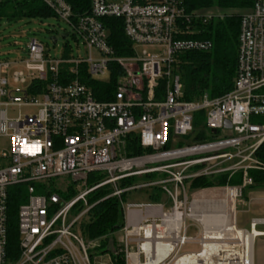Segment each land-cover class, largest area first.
<instances>
[{
	"label": "built area",
	"instance_id": "built-area-1",
	"mask_svg": "<svg viewBox=\"0 0 264 264\" xmlns=\"http://www.w3.org/2000/svg\"><path fill=\"white\" fill-rule=\"evenodd\" d=\"M40 1L69 24L86 56L68 49L53 56L44 42L29 37L24 56L0 61V138L8 140L0 153V264H254L260 235L255 230L264 218L240 228L235 203L253 185L249 171L264 169L255 157L264 142V0H254L241 17L233 89L194 100L184 98L179 57L211 50L212 41L191 36L200 32L199 23L222 15L220 10L189 12L181 0H90L89 12L75 16L66 0ZM108 17L122 20L129 54L119 55L111 44ZM112 76V93L94 86ZM130 135L151 151L129 156ZM179 140L186 144L175 146ZM238 172L242 184L217 197L212 219L191 216L195 197L189 199L188 181ZM92 174L104 177L91 183ZM132 177L143 179L116 184ZM64 178L70 179L65 190ZM55 180L61 183L54 189ZM112 184L106 196L90 201L96 190ZM70 186L76 190L71 198L58 192ZM155 187L169 207L122 199ZM12 193L24 198L16 254L8 248ZM110 197L120 198L123 228L87 237L90 210ZM177 212L182 216L173 221ZM185 216L200 224V237L188 235L195 224ZM158 242L173 247L159 254ZM187 245L199 250L184 251Z\"/></svg>",
	"mask_w": 264,
	"mask_h": 264
},
{
	"label": "trees",
	"instance_id": "trees-1",
	"mask_svg": "<svg viewBox=\"0 0 264 264\" xmlns=\"http://www.w3.org/2000/svg\"><path fill=\"white\" fill-rule=\"evenodd\" d=\"M72 7L75 16H82L90 10V0H66ZM189 12L219 9L223 11L220 16L213 17L207 23H199V33L191 37L210 40L213 47L209 51H188L179 57L177 72L181 75L184 85V98L194 100L204 94L210 97L222 96L234 87L238 66L239 32L242 15L251 9L254 0H181ZM54 17L53 12L40 0H1L0 19L21 20L25 18ZM104 23L110 32V42L119 55L129 54L131 42L124 34L121 19L108 17ZM115 77L108 83H99L94 86H107L111 93L115 89ZM112 95V94H111ZM100 100L103 98L99 96ZM202 118V114H200ZM199 121H196L198 124ZM151 149L143 148L135 135H130L127 140V154L137 156L150 152ZM255 157L264 165V142L255 153ZM157 176V175H155ZM249 176L255 186H264V169H251ZM103 175L92 174L90 182L103 178ZM137 178H126L120 186L131 185ZM230 184L239 185L242 182V173L238 172L230 178ZM227 183V175L216 177H199L191 181L193 190L211 188ZM18 187L14 188L16 191ZM22 190V189H19ZM111 191L110 186L100 188L90 197L91 202L103 198ZM128 194H123L122 199L127 200ZM164 193L160 187L152 189L149 199L161 202ZM19 194H11L9 200V236L8 248L16 254L18 248V207L23 202ZM124 226L123 209L120 198L110 197L97 203L89 213V220L84 226V233L89 238L100 237L119 231Z\"/></svg>",
	"mask_w": 264,
	"mask_h": 264
},
{
	"label": "rangeland",
	"instance_id": "rangeland-1",
	"mask_svg": "<svg viewBox=\"0 0 264 264\" xmlns=\"http://www.w3.org/2000/svg\"><path fill=\"white\" fill-rule=\"evenodd\" d=\"M216 10V8H214ZM222 12V11H220ZM66 35V36H64ZM29 37H36L42 42L45 43L48 50L53 56H60L64 50L68 49L74 56H86V52L84 51V44L82 40L76 38L73 33L72 29L69 24L63 20H59L56 17H49V18H25L21 20H14V19H7L2 18L0 19V61L1 60H15L25 55V52L22 51V48L26 46ZM52 37L57 38V43L54 44L52 41ZM16 69H21L27 72L25 67H18ZM25 112L29 111L28 109H23ZM16 112L9 113L10 116H16ZM212 138H208L211 140ZM186 142L184 140L177 141L175 146L185 145ZM8 147V140L6 138H0V153ZM192 170V169H191ZM236 174V173H235ZM224 175V174H223ZM227 175V183L223 185L215 186L214 188L218 194L223 195L226 189H230L232 187L240 186L239 185H232L230 184L231 176ZM233 176V175H232ZM216 177V176H215ZM211 178V177H210ZM66 180L63 183L62 189L65 190L69 183V178H64ZM142 180L143 178H138V180ZM57 186L59 187L61 180H55L52 183V187L55 189ZM190 181L186 184L187 194L189 199L194 194L196 196L197 190L188 189V185H190ZM120 185V181L116 183ZM254 184V182H253ZM171 187L173 184H169ZM252 186V185H251ZM250 186V187H251ZM114 188L113 184L110 185V188ZM255 187H262V186H255ZM248 188V187H247ZM245 188L244 191L247 189ZM151 189L143 188L132 191L128 194L129 200H138L140 202L149 201V195L151 194ZM63 197L71 198L76 194V190L73 189L72 186L69 187L67 192L58 191ZM241 198V197H240ZM239 198V199H240ZM171 204L166 202V207H169ZM76 213V212H73ZM253 212L249 211L246 204L244 202L239 201L237 204V219L239 227L245 226L249 228V220L253 216ZM260 215V214H259ZM191 216H185V220L187 224H195V226H191L188 229V235L195 236L196 234L200 237V224L196 223ZM199 233V234H198ZM196 251L199 250V246L197 245H187L184 248V251Z\"/></svg>",
	"mask_w": 264,
	"mask_h": 264
},
{
	"label": "crops",
	"instance_id": "crops-1",
	"mask_svg": "<svg viewBox=\"0 0 264 264\" xmlns=\"http://www.w3.org/2000/svg\"><path fill=\"white\" fill-rule=\"evenodd\" d=\"M201 192H203V193L205 192L206 196H210L212 194H218L215 189L205 188V189L197 190L196 196L200 195ZM193 196H194V194H193ZM167 201L169 202V199L164 195V198L161 202L166 205ZM239 201L244 202V204H246L248 210L252 211L254 213L253 216L249 220V228H250V222L253 218H264V186H262V187H252V186L248 187L244 191L242 198L238 199L237 202L235 203L236 213H237V204ZM197 207L198 208L203 207V204L199 203V204H197ZM215 214H216V212H215ZM237 223H238V219H237ZM240 228L249 229L248 227H245V226H242ZM256 231H259L260 235L257 237L256 242H255V246H254V264H264V224L258 225L256 227Z\"/></svg>",
	"mask_w": 264,
	"mask_h": 264
},
{
	"label": "bare ground",
	"instance_id": "bare-ground-1",
	"mask_svg": "<svg viewBox=\"0 0 264 264\" xmlns=\"http://www.w3.org/2000/svg\"><path fill=\"white\" fill-rule=\"evenodd\" d=\"M58 41V40H57ZM224 193V192H223ZM206 193L201 192L200 195L195 196V201L193 203V216L195 219L204 221V220H210L213 216H215V212L213 211L216 207V199L219 197V194H212L210 196H206ZM226 194V193H225ZM224 194V195H225ZM203 204V207H197V204ZM209 210V211H208ZM182 214L180 212H177L174 214L171 219L179 220L181 218ZM256 231V230H255ZM210 238H218L220 233H210ZM212 246L211 244H206V247ZM171 247H173V244H167L163 245L161 242L157 243V251L159 254H168L171 251Z\"/></svg>",
	"mask_w": 264,
	"mask_h": 264
},
{
	"label": "water",
	"instance_id": "water-1",
	"mask_svg": "<svg viewBox=\"0 0 264 264\" xmlns=\"http://www.w3.org/2000/svg\"><path fill=\"white\" fill-rule=\"evenodd\" d=\"M64 36H66V35H64ZM51 39H52L53 43L56 44L57 38L56 37H52ZM226 126H230L229 121H226ZM212 132L215 134V133H217V130L213 129Z\"/></svg>",
	"mask_w": 264,
	"mask_h": 264
}]
</instances>
